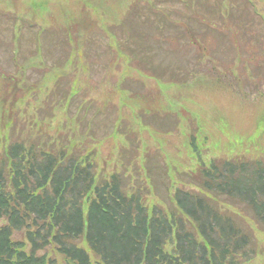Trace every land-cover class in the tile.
I'll return each instance as SVG.
<instances>
[{"label": "rangeland", "instance_id": "1", "mask_svg": "<svg viewBox=\"0 0 264 264\" xmlns=\"http://www.w3.org/2000/svg\"><path fill=\"white\" fill-rule=\"evenodd\" d=\"M21 140L90 149L166 211L200 161L264 162V0H0V150Z\"/></svg>", "mask_w": 264, "mask_h": 264}, {"label": "trees", "instance_id": "2", "mask_svg": "<svg viewBox=\"0 0 264 264\" xmlns=\"http://www.w3.org/2000/svg\"><path fill=\"white\" fill-rule=\"evenodd\" d=\"M62 85L58 79L53 93ZM13 110L2 130L18 119ZM57 146L21 140L0 150V264H247L257 254L247 217L264 232L263 161H200L182 176L196 187L168 193L166 211L149 209L124 175L98 172L90 149ZM225 199L250 212L246 223Z\"/></svg>", "mask_w": 264, "mask_h": 264}]
</instances>
